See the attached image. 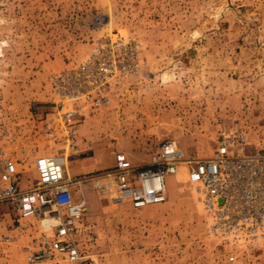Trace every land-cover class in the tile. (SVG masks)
<instances>
[{
  "label": "rangeland",
  "instance_id": "374dc122",
  "mask_svg": "<svg viewBox=\"0 0 264 264\" xmlns=\"http://www.w3.org/2000/svg\"><path fill=\"white\" fill-rule=\"evenodd\" d=\"M117 36L136 44L135 71L110 83L103 106L71 120L72 144L45 140L48 76ZM229 120L264 148V0H0V153L22 187L38 156H62L71 180L98 175L116 152L142 166L166 137L186 158H208ZM183 173L168 180L163 204L141 209L114 205L82 180L78 248L98 264H264V245L229 247L205 234ZM33 233L19 232L1 204L0 264H25Z\"/></svg>",
  "mask_w": 264,
  "mask_h": 264
},
{
  "label": "built area",
  "instance_id": "2783aa9c",
  "mask_svg": "<svg viewBox=\"0 0 264 264\" xmlns=\"http://www.w3.org/2000/svg\"><path fill=\"white\" fill-rule=\"evenodd\" d=\"M135 62L136 44L117 36L96 45L79 64L50 74L47 82L54 112L45 122L42 137L72 144L71 120L103 106L110 83L132 74ZM60 157L35 158V178L24 188L16 163L0 153V205L12 210L19 232L32 228L35 235L23 247L25 264H98L95 257L81 252L74 237L86 206L82 180L89 179L99 192L108 191L114 205L141 209L166 201L168 180L179 169H183L184 184L196 196L207 236L229 247L264 245V148L252 144L238 120L218 127L208 158L188 159L175 138L166 137L142 166L116 152L111 165L98 175L71 180L65 176ZM101 179L107 181L108 190ZM43 219L49 222L47 230L36 224Z\"/></svg>",
  "mask_w": 264,
  "mask_h": 264
},
{
  "label": "bare ground",
  "instance_id": "6f19581e",
  "mask_svg": "<svg viewBox=\"0 0 264 264\" xmlns=\"http://www.w3.org/2000/svg\"><path fill=\"white\" fill-rule=\"evenodd\" d=\"M63 166V165H62ZM63 170H64V168H63ZM64 173H65V170H64ZM166 193H167V189H166ZM43 220H46V219H43Z\"/></svg>",
  "mask_w": 264,
  "mask_h": 264
}]
</instances>
